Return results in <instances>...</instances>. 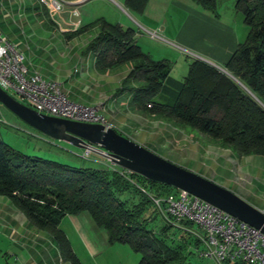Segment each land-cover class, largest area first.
<instances>
[{
    "label": "trees",
    "instance_id": "1",
    "mask_svg": "<svg viewBox=\"0 0 264 264\" xmlns=\"http://www.w3.org/2000/svg\"><path fill=\"white\" fill-rule=\"evenodd\" d=\"M217 16L216 0H193ZM35 15L54 26L48 9L37 0ZM147 0H125L132 12H143ZM249 27L246 39L224 65L225 72L193 59L182 80L170 75L171 63L153 59L136 42V31L99 17L73 31L62 32L70 40L91 33L83 53L94 56L99 73L129 64L119 92L130 96L133 110L172 120L217 141L239 156L264 157V0H234ZM120 168V167H119ZM133 185L139 199L119 194ZM139 187L154 195L172 186L118 168L73 166L15 151L0 138V195L6 196L34 227L48 231L63 261L81 264L59 223L65 215L86 212L103 229L109 244L125 243L140 254L137 264H190L188 246L200 242L181 226L164 222L156 232L147 222L156 212L144 215L152 201ZM157 213V212H156ZM172 226L184 233L181 242L166 241ZM197 252V251H196Z\"/></svg>",
    "mask_w": 264,
    "mask_h": 264
},
{
    "label": "crops",
    "instance_id": "2",
    "mask_svg": "<svg viewBox=\"0 0 264 264\" xmlns=\"http://www.w3.org/2000/svg\"><path fill=\"white\" fill-rule=\"evenodd\" d=\"M84 1L63 0V3L65 6L72 7ZM119 1L122 2L123 0ZM39 2L47 7L44 0H39ZM192 2L193 0H185V3H183L192 4ZM179 4L182 5V2H179ZM184 4L183 6H185ZM37 5H39L37 0H0V20L8 17L13 18L15 15L27 17V11H30L33 20L38 21L42 29L48 30L50 33L56 32V29L60 31L54 37L58 43V48L50 49L51 55L57 56L59 60L58 78L54 77V79L58 80L71 101L78 104H81V101H86V104L81 105L98 106L111 127L118 131V127L123 125L122 127L126 128V137L134 141L137 139L138 142H136L145 147H150L153 144L162 145L165 148L169 146L170 149L178 153L176 158L195 159L198 162L201 160L213 162L212 164L201 163L202 166H209L210 174L204 175L195 168L189 169L204 175L205 178L215 183L223 186L229 185V183H233L234 178L238 181L239 177L242 174L244 175V164L243 166L239 164L236 157L231 153V149L217 143L212 146L214 148L212 149L213 151H209L205 155L204 151L202 152L197 145L187 142L176 131L160 126L157 120L161 116L142 115L133 110L130 105L128 111L125 109L123 112L119 111L117 109L121 107V101L119 102L121 98L119 97L126 95L127 99L124 102L127 101L128 103L130 101L128 94L125 92L118 93L121 80L128 70L123 74L124 76L122 75L119 78L117 86L114 87V94L109 95L108 92L102 89L109 82L111 73L124 65L107 73H99L94 66V56L91 53L82 52L88 39L82 42L79 38L80 35L68 40L62 35V32L73 31L78 28L81 25L80 20H78L79 22L77 20L74 22L72 29L69 28L70 25H64L65 28H60L59 23L57 24L54 21L47 7L48 14L55 23L54 26L48 25L35 15L34 8ZM198 14H201V19L192 17L187 25L182 26L181 38L177 42L181 45H188L189 47L186 46V49L195 51V58L210 63L217 68H224L225 63L235 51L237 45L241 43L240 37L243 33H246L245 35L247 36V29L241 27V33L238 32L237 27L235 28L234 24H232L233 20L223 18L221 14H219V19L210 18L201 12H198ZM235 17L237 19L236 14ZM140 18L144 21L143 18L146 19L147 17ZM145 23L152 25L151 22ZM42 32L43 30L41 35ZM92 34L87 33L88 38ZM40 38L42 37L40 36ZM54 38L52 37L51 39ZM173 125L177 127L174 123ZM177 128L181 129L183 127ZM219 150H223L224 153L219 152ZM103 156L101 153H97L92 158L97 167L121 169L117 165L112 166L106 157ZM247 156H239V158L242 159ZM223 157L227 158L228 162L237 161L238 164L235 163L233 166H228L226 163H220L219 159ZM172 161L174 163L179 162L177 159ZM217 175H219V178H217ZM237 194L242 195L240 192ZM260 210L264 211L263 208H260ZM59 228L65 233L73 252L81 264H133L139 258V254L133 251L131 247H119V243H114L118 245L109 244L105 231L97 227L86 212L78 215H65L59 223ZM121 254L126 255L122 257L123 259L126 258L125 262L120 259ZM0 264H68L62 260L58 245L52 235L46 230L38 229L31 225L26 216L3 195H0Z\"/></svg>",
    "mask_w": 264,
    "mask_h": 264
},
{
    "label": "rangeland",
    "instance_id": "3",
    "mask_svg": "<svg viewBox=\"0 0 264 264\" xmlns=\"http://www.w3.org/2000/svg\"><path fill=\"white\" fill-rule=\"evenodd\" d=\"M45 1L49 3V0ZM60 1L62 2L61 9L58 12L51 14L54 21L57 24L59 23L60 28H65V26L70 25L69 28L72 29L76 20H80L81 26H83L99 17H104L110 22H117L124 28L131 27L136 31L137 44L141 46L144 51L149 52L154 59L166 58L169 60L171 63L170 75L172 78L179 80H182L187 74L189 63L195 58L196 53L193 50L186 49V46L188 45H181L177 41L181 38L182 26L187 25L192 17L201 19L200 17L202 16L201 14H198V12H201L213 19H219V14H221V16L223 15V18L233 20L232 24H234L233 26H235V28L237 27L238 32L241 33V27H245L247 29V34L249 31V27L243 22L241 13L236 12L233 8L234 0H216L217 16H215L212 12L203 9L194 1L192 4H184L185 0H147L145 8L141 13L130 11L125 6L123 2L124 0L122 2L119 0H85L81 4L72 7L65 6L63 0ZM179 2H182V5H180ZM183 4L185 6H183ZM73 10L77 11V15L73 14ZM235 14L237 15V19ZM27 15V17L24 15L22 17L15 15L13 18H3V20H0V29L3 32V35L9 39L20 52L23 53L25 57V64L27 65L29 72L38 73L43 78L52 79L58 82V80L54 79V77L58 78L59 60L57 56L51 55L50 49L58 48V43L54 37L55 35H58L60 31L56 29V32L50 33V31L42 29L40 26L41 24L38 21L33 20L32 13L30 11H27ZM144 16L147 18H143V20L145 22H151L152 25H148L141 20L140 17ZM42 30L43 32L41 35ZM154 31L159 33L161 38L152 37L148 33ZM92 33L93 32H91V34ZM245 34L246 33H243L240 37L242 41L246 39ZM40 36L42 38H40ZM52 37L54 39H51ZM88 37L87 33H84L79 38L82 42H84L89 39ZM128 66L129 64H125L118 70L112 72L109 76V82L102 90L108 92L109 95L114 94V87L117 86L119 78L127 72ZM117 96L119 97V95ZM119 98H121L119 100V102L121 101V107L117 109L121 112H123L124 109L128 111L131 104L130 101L128 103L127 101L124 102L125 99H127L126 95ZM81 104H86V101H81ZM157 123H159L160 126L171 128L176 131V133L182 135L187 142L197 145L202 152L204 151L205 155L209 153V151H213L212 149L214 148L212 146L217 144V141L211 139L196 129L190 127H183L181 129L174 127L172 120L170 119L161 117L157 120ZM122 126L118 127V132L126 136V128ZM131 132L133 133V131ZM0 138L9 144L15 151L27 155L38 156L73 166L97 167V165L92 161V158L99 153L98 151L91 153L89 158H83L81 156L83 148L72 146L60 140H55L34 129L1 103ZM135 140L137 141V139ZM147 148L171 162H173L172 160L177 159L179 162L175 164L186 169L195 168L204 175L210 174L209 166H202L201 163L204 162L212 164L213 162L208 160H201L198 162L195 159H182L180 156V158H176L178 153L170 149L169 146L165 148L162 145L153 144ZM219 152L224 153L223 150H219ZM231 153L234 157H236L239 164L242 166L244 164V175L242 174L238 181L234 178L233 183L221 186L229 189L235 194L240 192V194H242L241 196L244 197H241L238 194L237 195L246 202L258 209H264V157L260 155H250L241 159L233 150H231ZM103 157H105V155ZM226 160L227 158L223 157L219 159V162H223L224 164L226 163L228 166H233L235 163L238 164L237 161L228 162L227 160V163ZM107 161L111 163L112 166L114 165L109 159H107ZM197 174L201 175L200 173ZM204 175L201 176L204 177ZM217 178H219V175H217ZM177 190L178 189L175 187L169 188L167 191L163 190L161 192V196H166L168 193H174ZM136 191L135 187L131 185L130 189L122 194H119V197L122 199H131V201L136 202L141 196V194ZM154 208V204H150L144 215L150 214V211H154ZM154 216L155 217L152 221L147 222V229H153L157 232L165 221L158 212H155ZM183 234L184 233H182L177 226H172L168 232L166 241L170 242L171 238H174L175 242H181L180 237ZM119 247L131 246L125 243H119ZM188 247V251L193 250V254L188 256L190 264H217L212 259L200 258L193 245H189ZM124 256L126 255L121 254L120 259L125 262L126 258H122ZM138 257L139 258L136 263L133 264L138 263L140 260V254ZM123 261H121V263H123Z\"/></svg>",
    "mask_w": 264,
    "mask_h": 264
},
{
    "label": "built area",
    "instance_id": "4",
    "mask_svg": "<svg viewBox=\"0 0 264 264\" xmlns=\"http://www.w3.org/2000/svg\"><path fill=\"white\" fill-rule=\"evenodd\" d=\"M50 14L62 7L60 0H45ZM77 15V11L73 10ZM79 22V21H78ZM161 38L157 32H148ZM0 87L8 94L39 113L53 117L111 127L98 106H86L71 101L59 82L29 72L25 57L0 29ZM98 151L85 145L81 156L89 158ZM139 189L148 195L156 212L164 221L190 233L200 242V258L214 260L217 264H264V234L259 229L217 206L178 189L166 196L154 195L146 188Z\"/></svg>",
    "mask_w": 264,
    "mask_h": 264
},
{
    "label": "water",
    "instance_id": "5",
    "mask_svg": "<svg viewBox=\"0 0 264 264\" xmlns=\"http://www.w3.org/2000/svg\"><path fill=\"white\" fill-rule=\"evenodd\" d=\"M218 68L225 72L224 68ZM0 103L26 124L55 140L80 148L91 145L106 154L114 165L146 179L183 189L259 228L264 234V211L214 181L159 156L113 127L39 113L1 87Z\"/></svg>",
    "mask_w": 264,
    "mask_h": 264
}]
</instances>
